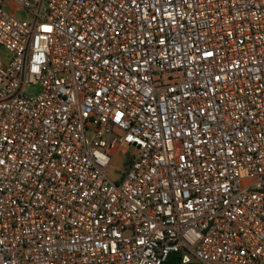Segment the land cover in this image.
Instances as JSON below:
<instances>
[{"label": "built area", "instance_id": "built-area-1", "mask_svg": "<svg viewBox=\"0 0 264 264\" xmlns=\"http://www.w3.org/2000/svg\"><path fill=\"white\" fill-rule=\"evenodd\" d=\"M0 49V264H264V0H0Z\"/></svg>", "mask_w": 264, "mask_h": 264}, {"label": "trees", "instance_id": "trees-1", "mask_svg": "<svg viewBox=\"0 0 264 264\" xmlns=\"http://www.w3.org/2000/svg\"><path fill=\"white\" fill-rule=\"evenodd\" d=\"M178 262H179V255L176 253H171L168 255L167 259L161 264H178Z\"/></svg>", "mask_w": 264, "mask_h": 264}, {"label": "rangeland", "instance_id": "rangeland-1", "mask_svg": "<svg viewBox=\"0 0 264 264\" xmlns=\"http://www.w3.org/2000/svg\"><path fill=\"white\" fill-rule=\"evenodd\" d=\"M1 56H2V50L0 49V58H1ZM122 163H123L122 158L116 159L115 162H114V166L116 168H119ZM111 176L112 177H115L116 176V172L114 170L111 171Z\"/></svg>", "mask_w": 264, "mask_h": 264}]
</instances>
